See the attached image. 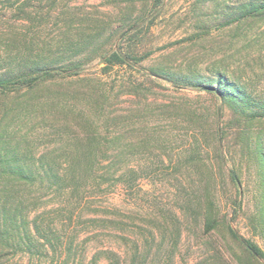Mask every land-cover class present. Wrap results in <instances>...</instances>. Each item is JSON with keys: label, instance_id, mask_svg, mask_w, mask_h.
<instances>
[{"label": "rangeland", "instance_id": "rangeland-1", "mask_svg": "<svg viewBox=\"0 0 264 264\" xmlns=\"http://www.w3.org/2000/svg\"><path fill=\"white\" fill-rule=\"evenodd\" d=\"M37 1L32 19L0 6V70L59 52L65 64H86L31 90L0 92V138L62 169L73 150L68 139H128L131 147L101 190H85L86 205L78 196L70 202L68 190L22 189L29 221L42 215L63 246L34 256L0 248V264H89L95 255L97 264H264L225 227L264 251L254 154L264 118L173 83L226 72L264 102V21L231 23L244 0ZM133 25L140 33L131 39ZM89 42L97 51L84 49ZM115 50L138 60L108 66L102 57ZM209 195L224 217L211 232L201 217Z\"/></svg>", "mask_w": 264, "mask_h": 264}, {"label": "trees", "instance_id": "trees-1", "mask_svg": "<svg viewBox=\"0 0 264 264\" xmlns=\"http://www.w3.org/2000/svg\"><path fill=\"white\" fill-rule=\"evenodd\" d=\"M156 1L160 2V0ZM40 4L42 2L39 3L37 0H0V6L7 10H15L27 19H32V15L38 12ZM232 11L231 23L264 21V0H244L243 3L232 8ZM130 31L134 32L131 39L137 38L140 33L138 27L134 25L130 26ZM83 45L89 54L95 52L94 50L97 51L94 48V42ZM63 55V52L55 53L54 59L47 60L39 56L36 60L21 62L17 68L0 70V92L11 94L13 91L31 90L66 71L74 70L78 74V71L86 64L84 59L65 64L62 62ZM102 58L111 67L138 60L134 53L118 50L107 53ZM154 75L166 74L154 71ZM173 83L216 93L224 101L238 105L245 112L253 108L256 111H253L254 116L264 118V102L255 101L251 96L246 95L244 88L228 78L226 72L220 71L217 79L194 83L173 81ZM244 140L249 142L251 139ZM68 142L73 150L69 153L70 159L66 161L65 169H62L64 164L59 163L58 160L49 161L46 155H41L35 160L28 154L21 153L18 147H13L8 139L0 138V248L21 250L34 256L41 255L43 252L48 253L55 247L54 242L59 248L62 247L63 237L58 235L56 233L58 231L55 232L50 224L45 223L42 215H36L32 222L29 221L32 209L25 207L21 195L22 189L37 188L58 193L68 190L72 194L70 202L74 203L77 199L78 204L84 202L86 205L90 203L89 200L92 197L89 194L85 196V190L93 185V188L97 187L101 190L105 182L114 176L112 167L128 154L131 147L128 139H68ZM254 154L261 167V180L264 185V136L262 134L256 137ZM231 178L238 184V175L232 173ZM201 215L205 231L220 229L224 217L216 208L210 195L206 197V207H202ZM258 218L264 228V190L261 192ZM225 227L231 238L243 245L251 256L264 260V251L257 244L243 238L231 225L227 224ZM72 245L73 241H70V248ZM97 262L95 255L89 264H97ZM111 264L115 262L112 261Z\"/></svg>", "mask_w": 264, "mask_h": 264}]
</instances>
